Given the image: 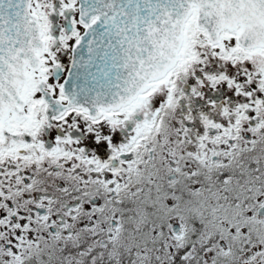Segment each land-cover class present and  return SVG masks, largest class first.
Wrapping results in <instances>:
<instances>
[{"label":"snow or ice","instance_id":"6c2138e0","mask_svg":"<svg viewBox=\"0 0 264 264\" xmlns=\"http://www.w3.org/2000/svg\"><path fill=\"white\" fill-rule=\"evenodd\" d=\"M0 264H264V0H0Z\"/></svg>","mask_w":264,"mask_h":264}]
</instances>
